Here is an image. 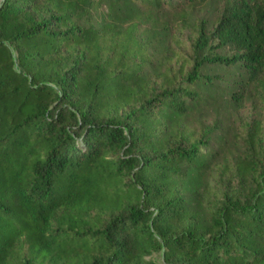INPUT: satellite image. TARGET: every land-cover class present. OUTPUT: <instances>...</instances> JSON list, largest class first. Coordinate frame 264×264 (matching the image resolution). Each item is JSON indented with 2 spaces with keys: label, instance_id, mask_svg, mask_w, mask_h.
Here are the masks:
<instances>
[{
  "label": "trees",
  "instance_id": "obj_1",
  "mask_svg": "<svg viewBox=\"0 0 264 264\" xmlns=\"http://www.w3.org/2000/svg\"><path fill=\"white\" fill-rule=\"evenodd\" d=\"M210 1L0 0V264H264L262 128L204 118L264 97V0Z\"/></svg>",
  "mask_w": 264,
  "mask_h": 264
},
{
  "label": "rangeland",
  "instance_id": "obj_2",
  "mask_svg": "<svg viewBox=\"0 0 264 264\" xmlns=\"http://www.w3.org/2000/svg\"><path fill=\"white\" fill-rule=\"evenodd\" d=\"M222 6L221 0H212L207 4L198 7L193 13V19H204L208 24V28H211L216 20L218 12ZM172 35H175L177 38V46L184 44L182 46V53H188V39L190 33L186 31H179L176 29L172 30ZM162 50V45H157V50L155 51V58L157 62L154 65V68H159L161 66V60L159 53ZM177 64H180V60L177 61ZM244 98L242 103L236 104L231 100L221 101L213 107H208L204 111V118L208 125L217 124L220 127V134L222 136H227L229 140V149L226 154V157L223 161L228 162L229 165L235 163L240 157V149L238 143H234L233 137L241 134L245 128L251 126L252 124H260L262 128V141L264 144V97H259L253 90V86L249 85L248 88L243 90ZM21 251V260L28 257L25 247L20 249ZM159 256L153 254L149 257H146L145 260H158ZM48 264V263H43Z\"/></svg>",
  "mask_w": 264,
  "mask_h": 264
}]
</instances>
